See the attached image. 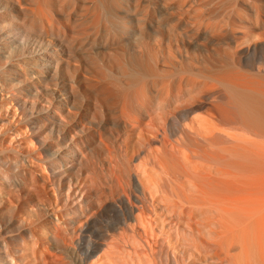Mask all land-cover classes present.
<instances>
[{
    "label": "bare ground",
    "instance_id": "6f19581e",
    "mask_svg": "<svg viewBox=\"0 0 264 264\" xmlns=\"http://www.w3.org/2000/svg\"><path fill=\"white\" fill-rule=\"evenodd\" d=\"M162 1L0 0V96L24 126L0 264H66L60 250L73 264H264V15L221 30L207 3ZM183 65L186 105L152 110L149 84ZM23 189L48 218L38 234L12 213ZM106 209L116 220L92 246ZM14 231L37 238L28 259L10 254Z\"/></svg>",
    "mask_w": 264,
    "mask_h": 264
},
{
    "label": "rangeland",
    "instance_id": "374dc122",
    "mask_svg": "<svg viewBox=\"0 0 264 264\" xmlns=\"http://www.w3.org/2000/svg\"><path fill=\"white\" fill-rule=\"evenodd\" d=\"M158 1L160 2L162 0H158ZM164 1L168 2L169 4H173V5H174V3H175V5L176 4L179 5L178 2H180V5H182L181 6L182 9L185 8L184 11L186 13L192 12V13H188L187 15L193 14V12H194L193 8L197 9V6L199 4L202 5V4L207 3L203 7H200L199 10L198 9L197 10L199 11V13L201 14L203 19L210 20L214 23L219 24L221 26V30L222 29L226 30V28H227V26L225 24V20L227 17H237V18L240 17L241 19L246 20V22L254 21V19H255V7L260 9L262 14L264 15V0H210V1L204 0V2H203V0H164ZM164 1H162V2H164ZM149 2H153V0H149ZM188 7L192 8V9H189ZM211 7H213L212 10H211ZM187 8H188V11H186ZM184 11L181 12V16H183L185 14ZM212 11H214V12H212ZM182 13H183V15H182ZM208 13H212V14L209 15ZM184 16H186V14ZM186 17L189 18V17H191V15L189 17L188 16H186ZM186 17H184V18H186ZM207 17H210V18H207ZM237 31L241 33L242 30L237 29ZM226 34H227V36H226ZM87 36L88 37H86L85 39L91 38V36H89V35H87ZM224 37L226 39H228V33L227 32L225 33ZM162 41L164 43L163 46L166 48V45H165V43L167 41L166 38ZM171 67H173V66H171ZM175 67H179V66L175 65ZM173 71H174V73H173ZM173 71H171L170 73H172V74H170V76L168 78H166L168 80L166 81L167 85L166 84L164 85L165 87L162 84V86H163V88H162L161 83L159 81H155V82H152L149 84V106L151 107L152 110L154 109L155 105L158 103H162L165 106L177 107L179 105H184V104L186 105V103L188 102V96H189L188 93L189 92H188V90H186V83L182 84L181 87H178V84H176L177 83L176 76L180 75V76H191L192 77L193 75L190 74V72H189V66L183 65L182 71H180L178 73H176L175 70H173ZM167 82H170L169 83L170 85ZM176 85H177V87H176ZM166 86H167V88H166ZM164 88H166V89H164ZM1 94H2V91L0 90V95ZM1 96H0V137H1V142H2V144H4L6 151H8L9 147L20 150L23 148V144H22V141L20 142V140H18V138L15 137V135L17 134L18 129H19V131L24 130L23 123H20L17 121L20 117L17 114L18 110L16 111L17 113H15L12 111V108L9 105H6L7 101L9 102L8 104H10V105L12 104L11 103L12 101H9V100L5 101V97L2 98ZM2 99H4L3 100L4 102H2ZM13 123H15V124H13ZM14 127H15V129H14ZM172 127L176 128L175 125H172ZM20 128H22V129H20ZM12 130H14V131H12ZM10 134H12V135H10ZM11 136H12V139H11ZM15 149H13V150H15ZM4 154H3V156H4L5 161H2V159H0V189L1 188L3 189V187L6 186V184L8 183V180L11 182H14V183L19 180L17 178V176H18V170H20V165L14 164V162H13L14 153L11 152V150H10ZM3 176H6L7 180H4L2 178ZM26 176H27V182L29 184L28 186H30V185L34 186L35 181L30 178V175L28 172H26ZM48 195L50 196L49 193H48ZM19 197L21 199V202H20V204H18V206L16 208L12 209V213L14 214L15 211L20 213L19 214L20 217L23 219L25 218L23 220V224H28L31 228H33V230H35L36 234H38L40 232V230L43 231L44 230L43 228L46 227V223L48 222V220H47L48 218L46 219V215L44 214V212L43 213L41 212L42 214H34L33 212H30L28 209H26V206L30 205L32 203H34L37 206V200H36L34 194L31 193L30 191L26 190V189H23V191L20 193ZM41 208L43 209V207L39 206L38 211H40ZM3 210H4L3 208H0V232L2 234L4 232L2 225L6 226V228L13 226V223L10 224V220L8 219L9 216L6 213H4ZM97 219H99V220H97ZM97 219L95 221L94 226L91 228L92 230H91V237H90L91 241L90 242H91L92 246L94 245L96 240H100V238H99L100 235H99L98 229H100V228L102 229L106 225L110 226L116 220V214L114 213V211H112V209H106L103 211V213L100 216L97 217ZM30 223H33V225ZM6 237L9 241H12L15 244V246L17 247V248L11 249V253H10L12 255V257L14 259H16V261H18V256H23L24 259H28L30 249L33 247L32 245L36 246V240H37L36 237L31 238V237H28L26 234H23V237H21L19 235L18 231H14L11 234L8 233V234H6ZM39 239L42 241L41 236H39ZM66 243H67V245L68 244L70 245V242L68 243V241H67ZM58 246L59 247L56 248L55 253L59 252V249H61L62 244H59ZM62 252H64V253H62ZM62 252L60 250V253L62 256H59L60 253H58L56 255V257L58 256V259H61V261H65L66 264H73V263H71V260L66 256L65 251L63 250ZM0 255H3V254L0 253ZM59 257H62V258H59ZM63 258H66V259L63 260ZM59 263H61V262H59Z\"/></svg>",
    "mask_w": 264,
    "mask_h": 264
}]
</instances>
